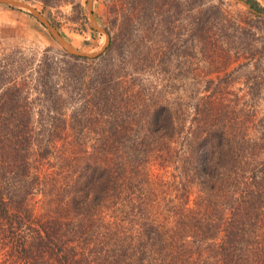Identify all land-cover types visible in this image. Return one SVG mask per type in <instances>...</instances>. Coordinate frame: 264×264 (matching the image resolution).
Returning <instances> with one entry per match:
<instances>
[{
    "label": "trees",
    "instance_id": "16d2710c",
    "mask_svg": "<svg viewBox=\"0 0 264 264\" xmlns=\"http://www.w3.org/2000/svg\"><path fill=\"white\" fill-rule=\"evenodd\" d=\"M153 1L161 14L163 0H116L113 10L141 45ZM195 5L201 16L225 18L210 1ZM212 21L200 19L201 38H211ZM70 61L65 94L77 107L68 118L55 110L61 88L48 85L46 72L38 83L37 102L55 113L46 111V129L34 125L22 86L12 81L0 93V264H264V155L231 153L227 136L207 130L182 158L181 191L169 189L149 169L173 163L167 137L177 128L168 109L141 110L129 92L102 76L89 82L84 65Z\"/></svg>",
    "mask_w": 264,
    "mask_h": 264
},
{
    "label": "rangeland",
    "instance_id": "374dc122",
    "mask_svg": "<svg viewBox=\"0 0 264 264\" xmlns=\"http://www.w3.org/2000/svg\"><path fill=\"white\" fill-rule=\"evenodd\" d=\"M163 1L161 14L154 5L156 1L150 2V32L141 45L140 37L120 30L113 12L116 0H93L96 24L111 40L95 60L70 57L30 14L0 5V93L4 84L12 81L22 86L34 125L42 124L46 129V111L50 116L55 113L50 104L37 102L41 97L38 83L46 72L48 85L61 88L55 110L68 118L77 107L65 94L72 58L84 65L89 82L102 76L112 87L129 92L131 101L141 110L166 107L177 128L167 137L175 142L168 159L173 163H160L166 166L162 168L153 161L149 169L168 183L169 189L176 187L180 192L182 158L192 152L207 130L227 136L231 153L256 154L260 161L264 155V0H253L260 13L243 0H202L220 7L225 15L222 18L211 10L203 13L213 17L210 39L201 38L197 29L203 17L195 5L199 0ZM184 1L188 2L186 8L182 7ZM28 3L75 49L94 53L102 48L103 35L88 24L86 0H76L79 7L74 8L43 9L38 3ZM159 26L163 28L161 36ZM184 185L191 188L193 200L196 189L186 177ZM35 208L40 214L46 205L41 200Z\"/></svg>",
    "mask_w": 264,
    "mask_h": 264
},
{
    "label": "water",
    "instance_id": "95a60500",
    "mask_svg": "<svg viewBox=\"0 0 264 264\" xmlns=\"http://www.w3.org/2000/svg\"><path fill=\"white\" fill-rule=\"evenodd\" d=\"M92 2L93 0H86V12L88 18V24L91 29L99 32L104 37V44L102 48L98 52L94 53H84L81 52L74 47H72L69 43H67L63 37L58 33V31L47 21V19L41 14V12L34 8L30 3L22 1V0H0V5L8 6L12 9H16L19 11H24L30 14L33 18H35L40 24L45 26L55 40V42L72 58H76L78 60H95L98 59L108 48L110 44V37L107 32L97 26L96 21L93 16L92 10Z\"/></svg>",
    "mask_w": 264,
    "mask_h": 264
}]
</instances>
